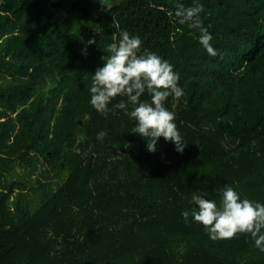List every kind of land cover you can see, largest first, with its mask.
<instances>
[{"label":"trees","instance_id":"trees-1","mask_svg":"<svg viewBox=\"0 0 264 264\" xmlns=\"http://www.w3.org/2000/svg\"><path fill=\"white\" fill-rule=\"evenodd\" d=\"M194 2L215 57L175 14ZM104 15L101 37L126 30L180 75L182 154L91 106L105 61L81 56L83 32ZM225 185L264 204V0H0V264H264L250 235L182 216Z\"/></svg>","mask_w":264,"mask_h":264},{"label":"clouds","instance_id":"clouds-1","mask_svg":"<svg viewBox=\"0 0 264 264\" xmlns=\"http://www.w3.org/2000/svg\"><path fill=\"white\" fill-rule=\"evenodd\" d=\"M176 9L179 22L199 30L200 44L210 56L215 57L217 51L211 43L213 36L201 20L203 5L194 2L193 6L184 7L178 3ZM87 44H96V40L91 39ZM141 46L140 38L126 30L120 33L118 42L108 45L107 55L102 57L104 67L98 68L92 75L90 104L104 118L110 112L115 114L116 109L123 110L125 115L136 121L131 133L147 141V151L155 153L157 143L163 137L166 142L175 144L176 151L182 154L188 144L174 122L175 113L165 106L169 97L179 100L184 96L179 86L180 75L155 53L145 51L141 55ZM84 54H87L86 50ZM145 93L150 102L142 101ZM117 97H125L127 102L120 100L113 104ZM129 105L132 106L131 111L128 110ZM106 135L105 131H101L97 139L103 141ZM218 192L221 196L219 205L202 194L194 193L192 202L198 207L182 212L185 222L191 216L205 228L213 241L250 235L255 247L264 253V204L241 199L239 193L228 185L219 188Z\"/></svg>","mask_w":264,"mask_h":264},{"label":"rangeland","instance_id":"rangeland-1","mask_svg":"<svg viewBox=\"0 0 264 264\" xmlns=\"http://www.w3.org/2000/svg\"><path fill=\"white\" fill-rule=\"evenodd\" d=\"M107 15L101 16L90 28H89V33L88 35H86V30L83 32V47L81 50V56L87 60H103L102 57H104L103 55L100 54V51L103 50L104 48L108 47L107 44L113 43V40H111L108 37H101V35H99V31H98V26L97 23L99 21H104L105 19H107ZM105 23V21L103 22ZM91 39H95L96 40V44L93 45H88L87 41L91 40ZM117 38H115L116 40ZM117 42V40H116ZM86 50V55L84 54ZM133 152V148H129L128 153H132ZM21 171H19L20 173ZM67 177V176H66ZM66 179V178H65Z\"/></svg>","mask_w":264,"mask_h":264}]
</instances>
